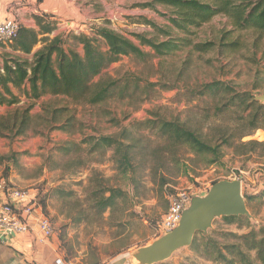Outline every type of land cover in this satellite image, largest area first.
Wrapping results in <instances>:
<instances>
[{
    "label": "rangeland",
    "instance_id": "rangeland-1",
    "mask_svg": "<svg viewBox=\"0 0 264 264\" xmlns=\"http://www.w3.org/2000/svg\"><path fill=\"white\" fill-rule=\"evenodd\" d=\"M100 1L97 5L99 19L92 26L106 25L147 54L145 59L121 57L101 76L93 79V83L108 77L117 80L119 90L127 86L126 96L121 97V93L116 92L104 103L90 106L84 101L73 103L66 97L47 96L30 102L20 90L12 89L20 97V104L1 107L0 116L32 104L33 123L24 137L0 136V179L16 189H38L43 213L54 227L55 248L64 259L75 264H97L101 256H115L133 247L129 252L130 264L134 251L162 237H156L155 229L167 210L170 194L187 191L192 195L191 199L203 197L213 184L223 180L236 181V178L241 182L250 223L227 224L222 218L216 219L205 233L195 234L189 247L176 251L160 263L219 264L213 259L214 248L236 243L231 235L264 231V198L261 196L264 158L260 157L258 150L240 156L232 148L223 147L219 163L208 165V157L196 156L185 147L170 148L156 131L137 130L134 125L151 118L149 113L152 112L162 119L184 123L203 139H210L219 129L217 127L233 126L235 115L212 116L214 109L225 103L229 96L209 95L191 100L187 91L221 82L236 93L250 94L253 99L256 95L264 96V38L258 40L255 35L234 32L232 39L239 36L244 44L237 53L222 55L214 49L208 53L191 54V49L186 48L158 58L149 47L140 46L133 35L145 34L149 39L159 41L188 37L196 43L217 44L223 33L234 28L227 18L218 16L200 28H192L190 34H184L168 22L172 8L158 0ZM149 23L167 28L169 36L165 38L157 34ZM91 27L78 31L73 24L63 25L50 38L60 35L65 50L72 49L82 56V46L75 45L70 37L79 33L89 35ZM39 47L36 46L35 50ZM10 51L8 43H0V53ZM25 58L30 59V56ZM154 84L160 86L150 92L149 87ZM61 108L67 109L68 113L60 121L72 117L73 128L70 133L48 132L44 120L50 117L51 111ZM121 129L130 130L138 140L134 161L136 189L128 182L129 176L115 172L110 152L100 161L82 155L80 161L83 165L76 167L77 157H63L57 150L65 143H78L86 136H112ZM250 140L263 142L264 132L256 131L242 142ZM93 172L105 185L126 194L110 211L108 209L101 215L91 209L93 204L89 200V179ZM161 175L168 183L159 189L155 184L159 183ZM250 256L254 264H259L254 260V253Z\"/></svg>",
    "mask_w": 264,
    "mask_h": 264
},
{
    "label": "trees",
    "instance_id": "trees-1",
    "mask_svg": "<svg viewBox=\"0 0 264 264\" xmlns=\"http://www.w3.org/2000/svg\"><path fill=\"white\" fill-rule=\"evenodd\" d=\"M162 5L172 8V16L168 22L175 30L190 34L191 29L200 28L212 19L223 16L227 18L234 30L221 35L218 43L194 42L188 37L169 38L159 41L149 39L147 35H133L140 46L149 47L155 57L163 58L191 49L192 53H208L216 49L220 54H234L239 52L244 44L239 36L232 39L234 32L239 34H252L258 40L264 38V0H158ZM148 6V5H145ZM38 31L21 28L17 37L9 44L10 53H0V107H13L20 104V97L12 89L20 90L23 97L30 101H37L44 97H66L73 103L86 102L90 106H97L112 98L116 92L125 97L127 86L119 90L117 80L103 78L93 83L95 77L101 76L103 71L116 63L121 57L134 56L145 59L146 53L131 40L121 36L106 25L92 26L90 34L84 33L71 35L75 45L82 46L83 55L72 49H64L61 36L50 38L55 31V25L43 23L36 19ZM151 25V23H149ZM157 34L167 38L166 29L151 25ZM40 47L35 50V47ZM30 56V59L25 57ZM160 85L154 84L153 88ZM191 100L212 95L225 94L228 100L216 107L213 117L223 113L236 116L233 126L217 127L215 134L210 139H203L194 130L177 120L168 121L150 112L143 122L135 123L137 130L156 131L158 137L170 148H187L196 156L208 157V165L218 164L221 149L232 148L235 154L243 156L247 153L259 151L264 158V141L242 140L252 136L256 131L264 132V106L254 101L248 93H236L229 86L221 82H212L187 91ZM189 100L188 102H190ZM30 104L22 109H15L4 116H0V136L7 138L24 137L32 127L33 116ZM67 109H54L50 117L44 120L48 132L60 130L70 133L73 128V118L67 117ZM210 120V117L207 118ZM212 119V117H211ZM40 134V133H37ZM237 143V145H236ZM135 139L128 129H121L112 136H86L80 142H69L58 147L63 157H77V166L83 165L82 155L102 160L107 153H111L110 160L114 170L121 176H129L128 182L136 189L138 182L134 174L136 167L134 161L135 150L138 147ZM74 162V161H73ZM152 173V170H151ZM3 180V179H1ZM4 181V180H3ZM168 180L161 175L159 189L163 188ZM89 184L91 192L89 200L92 201L91 209L101 215L116 205L118 199H123L126 194L116 188L104 184L96 173H92ZM5 182V188H10ZM264 198V189L261 191ZM225 223H250L245 217H225ZM236 243L214 248L213 259L219 264H254L250 253H254V260L264 264V231L250 232L237 236L231 235Z\"/></svg>",
    "mask_w": 264,
    "mask_h": 264
},
{
    "label": "crops",
    "instance_id": "crops-1",
    "mask_svg": "<svg viewBox=\"0 0 264 264\" xmlns=\"http://www.w3.org/2000/svg\"><path fill=\"white\" fill-rule=\"evenodd\" d=\"M98 1L18 0L17 3L13 4L12 16L21 28L35 31H38L36 19L41 20L43 23L47 22L55 25L57 30L58 27L63 25L73 24L78 31H83V28L95 25L99 19ZM0 2L3 8L11 4V0H0ZM100 2H103V0ZM68 21H73V23ZM56 29L55 31H57ZM7 200L8 193L6 195L0 194V204ZM55 247L56 241L53 239L48 243L41 242L36 230H33L28 236L20 237L7 235L0 231V264H53L55 258L62 257ZM132 249L133 247H129L127 250L107 258L101 256L97 264H128L129 252Z\"/></svg>",
    "mask_w": 264,
    "mask_h": 264
},
{
    "label": "built area",
    "instance_id": "built-area-1",
    "mask_svg": "<svg viewBox=\"0 0 264 264\" xmlns=\"http://www.w3.org/2000/svg\"><path fill=\"white\" fill-rule=\"evenodd\" d=\"M17 2L18 0H11V4L5 8L0 2V43L10 44L17 37L19 23L12 16L13 4ZM6 193H8V200L0 204V231L2 233L28 236L36 230L41 242L54 237V227L43 213L37 188H5L4 181L0 180V194L6 195ZM191 197L192 195L187 191H179L167 197L168 207L156 226V237L166 235L178 226L182 212L188 206ZM53 264L75 263L63 257H57Z\"/></svg>",
    "mask_w": 264,
    "mask_h": 264
},
{
    "label": "water",
    "instance_id": "water-1",
    "mask_svg": "<svg viewBox=\"0 0 264 264\" xmlns=\"http://www.w3.org/2000/svg\"><path fill=\"white\" fill-rule=\"evenodd\" d=\"M254 101L264 104V96H254ZM225 217L250 218L241 194V182L219 181L203 197H194L182 212L178 226L151 244L134 251L130 264H160L176 251L189 247L196 233H205L216 219Z\"/></svg>",
    "mask_w": 264,
    "mask_h": 264
}]
</instances>
